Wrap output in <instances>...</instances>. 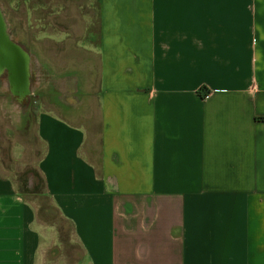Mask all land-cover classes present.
<instances>
[{"label":"crops","instance_id":"crops-1","mask_svg":"<svg viewBox=\"0 0 264 264\" xmlns=\"http://www.w3.org/2000/svg\"><path fill=\"white\" fill-rule=\"evenodd\" d=\"M61 1L85 29L29 47L0 10V79L48 90L36 170L81 251L56 264H264V0ZM57 234L0 168V264Z\"/></svg>","mask_w":264,"mask_h":264},{"label":"rangeland","instance_id":"rangeland-1","mask_svg":"<svg viewBox=\"0 0 264 264\" xmlns=\"http://www.w3.org/2000/svg\"><path fill=\"white\" fill-rule=\"evenodd\" d=\"M84 3L81 1L70 4L61 0H0V10L4 14L8 29L16 38L22 37L25 45L29 47L31 39H35L37 34L44 37L47 28L62 30L72 25L73 29H85L86 22L80 20L88 12ZM95 28L96 24H93L92 29ZM40 45L38 50L43 66L40 70L45 73V41ZM29 66L31 67V62ZM33 90L35 91L32 93ZM29 92L32 94L18 99L4 85V79H0V168L13 177L17 187L20 186L19 176L27 170L37 171L36 162L43 152V146L35 132V115L46 109L48 90L46 87L29 85ZM92 151L97 152L94 149ZM93 157L95 158L94 155ZM30 188L29 186L28 189ZM37 201L39 221L52 225L58 232L49 258H55L56 264L57 259L66 256L71 263L81 254L72 239L71 226L53 208L49 198L38 195ZM59 233L65 241H60Z\"/></svg>","mask_w":264,"mask_h":264},{"label":"trees","instance_id":"trees-1","mask_svg":"<svg viewBox=\"0 0 264 264\" xmlns=\"http://www.w3.org/2000/svg\"><path fill=\"white\" fill-rule=\"evenodd\" d=\"M96 163H97L96 164L97 168H99L100 166L99 160ZM18 181L20 182L21 187L20 186L17 187V190L22 195L38 196L45 194L44 180L37 171L27 170L26 172L23 173V175L19 176ZM29 186L31 187L30 189H28ZM62 240L65 241L66 239H64L63 237Z\"/></svg>","mask_w":264,"mask_h":264},{"label":"flooded vegetation","instance_id":"flooded-vegetation-1","mask_svg":"<svg viewBox=\"0 0 264 264\" xmlns=\"http://www.w3.org/2000/svg\"><path fill=\"white\" fill-rule=\"evenodd\" d=\"M30 95V94H29Z\"/></svg>","mask_w":264,"mask_h":264}]
</instances>
